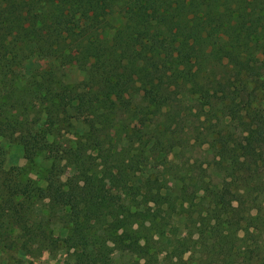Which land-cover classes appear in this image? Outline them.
<instances>
[{"label": "trees", "instance_id": "trees-1", "mask_svg": "<svg viewBox=\"0 0 264 264\" xmlns=\"http://www.w3.org/2000/svg\"><path fill=\"white\" fill-rule=\"evenodd\" d=\"M0 140L18 264H264V0H0Z\"/></svg>", "mask_w": 264, "mask_h": 264}, {"label": "rangeland", "instance_id": "rangeland-1", "mask_svg": "<svg viewBox=\"0 0 264 264\" xmlns=\"http://www.w3.org/2000/svg\"><path fill=\"white\" fill-rule=\"evenodd\" d=\"M67 79H70L71 81L77 80L78 75L74 72H65ZM78 130H82L80 126H78ZM66 139H69V135L64 136ZM1 146L3 147L4 151L6 152L4 155V164L3 167L5 170L9 169L10 167L16 166V167H23L26 165V160L22 155L21 148L18 144L13 142H6L5 140H0ZM188 151L184 153V157L182 160L184 161L189 156H192L193 158H204V148L198 149L197 147H194L193 150H190V148L187 149ZM172 160V158H170ZM175 162L177 160L175 159ZM36 165L32 167V169L29 171L30 176L29 178L34 180L37 177L38 174V168H41L43 170L44 168H47V161H44L43 159L39 158L35 161ZM39 193L38 197L39 200L35 201L34 208L39 211V209H42L46 207V209H49L50 205H52L53 202H56L58 205L57 207L60 209H65L71 214H74L79 208H81V204H83V197L79 194V190L77 187H65L59 190L58 192L52 191L45 185L44 181L39 180ZM100 186L104 191L111 190L115 187V178L113 174L106 175L102 178V183H100ZM178 186H175V189ZM187 228L182 227L180 229V232H184ZM63 233V231H61ZM66 258V256H57L55 259L48 258L47 255H43L42 257H39L38 259H32L34 264H62V261ZM127 259V256L123 257L121 259L120 257L117 258L115 264H122V262ZM18 260H27V257H24L21 254L17 253H8L0 248V264H18Z\"/></svg>", "mask_w": 264, "mask_h": 264}]
</instances>
